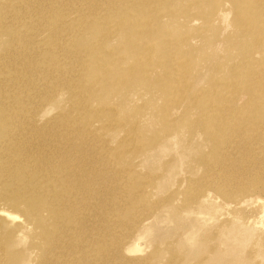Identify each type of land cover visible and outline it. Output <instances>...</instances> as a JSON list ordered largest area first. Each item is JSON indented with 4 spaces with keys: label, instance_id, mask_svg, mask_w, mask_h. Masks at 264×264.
Listing matches in <instances>:
<instances>
[{
    "label": "bare ground",
    "instance_id": "bare-ground-1",
    "mask_svg": "<svg viewBox=\"0 0 264 264\" xmlns=\"http://www.w3.org/2000/svg\"><path fill=\"white\" fill-rule=\"evenodd\" d=\"M38 1L0 0V264H19L22 256H27V264H156L155 247L136 257L143 251L140 243L148 230L132 229L125 238H118L107 254L96 239L91 244L73 243L77 231L73 222L82 219L84 215L78 213L91 208L97 194H93L87 170L78 165L81 161H69L65 149L70 155L73 150L80 154L70 141L71 133L77 132L81 143L89 135L107 150L105 133L93 134L97 125L125 131L122 146L126 149H139L134 144L138 139L157 141L159 136H144L136 127L142 121L141 112L137 119H133L135 115L123 117L130 104L126 99L113 106L110 99L120 92L136 94L137 99L131 102L134 107L138 105L134 111L161 109L162 125L169 130V137H164L168 144H178L180 135L176 132L183 116L176 113L172 117L171 111L182 107L185 115L186 110L198 108L196 102L205 97L201 89L193 90L191 52L184 49L186 44L193 48L192 39L182 31L193 24L195 34L200 32L215 11L207 10L208 0H183L184 5L189 2L187 12H178L181 5L173 7L179 0H48L44 5ZM224 1L239 13V23L255 33L253 39L258 46L264 33L259 0H216ZM194 12L208 13L196 17ZM164 16L171 25L179 23L182 29L178 34L171 35L163 28ZM42 43L47 51L41 58L37 45ZM235 70L251 74V78L237 85L216 82L208 89L211 101L204 100L210 104L196 114L197 123L211 132V152L198 161L205 169L202 182L188 189L193 182L185 178L186 189L180 183L182 188H177L173 196L159 198L147 209L159 212L161 205L171 207L175 203L181 212H192L186 219L188 234L182 239L183 244L190 245L189 255L197 250L196 238L207 223L203 219L210 210L207 201H211V195L205 192L211 182L217 185L229 170L242 175L238 179L240 187L235 188L232 181L222 193V201L227 204L242 196L252 201L259 188L264 191V158L259 156L260 151L264 154V54L260 48L242 54L230 71ZM247 83L251 88H242ZM216 87H220V98L224 97L222 103H213ZM61 93L71 108L50 115L52 103ZM145 94H151L153 100L139 97ZM157 101H163V106ZM75 112L83 116L81 127H75ZM157 143L163 144L161 136ZM120 171L128 174L126 169ZM130 185L132 203L147 204L148 190L139 183ZM202 191L205 194L201 195ZM255 201L264 207L263 199ZM2 205L23 217L12 230L3 231L8 220L16 216ZM152 218L140 221V228ZM228 229L244 233L227 234ZM221 234L216 236L218 249L226 248L230 253L234 251L233 242H246L253 231L237 224L224 228ZM11 248L16 250L10 252ZM242 254L234 252L235 257ZM250 255H264V248ZM77 256L82 263L72 262Z\"/></svg>",
    "mask_w": 264,
    "mask_h": 264
},
{
    "label": "rangeland",
    "instance_id": "rangeland-1",
    "mask_svg": "<svg viewBox=\"0 0 264 264\" xmlns=\"http://www.w3.org/2000/svg\"><path fill=\"white\" fill-rule=\"evenodd\" d=\"M47 1L41 0L38 3L44 5ZM91 1L89 0V2ZM184 3L183 0H179V2L174 3L173 7L176 9L177 6L181 5L182 7L178 12H187L189 6L186 5L189 2H186L185 5ZM262 3L263 1L259 0L257 5H259L261 14H264V5ZM232 9L233 6L228 1L217 3L216 0H208L207 10L210 12L211 10L215 11L211 12V22L196 34L193 24H188L182 31L183 35L192 39L191 45L193 48H190L186 44L184 49L191 52L189 68L193 76L192 79L190 78L193 90L201 89L200 93L205 97L202 101L196 102V107L198 108L186 110L189 114L183 115L185 109H182V107L171 111L172 117H176V113L183 116V124L176 125L178 126L176 134L180 135L177 139L178 144H174L173 142L168 144L166 140V137H169V130L167 131V128L165 129L162 125V110L152 107V109L148 108L146 111H134L138 105L134 107V104H131V102L137 99V96H135L136 94H130L131 92H128L126 95H123L121 92L117 93L110 99V102L113 106L123 99H126L127 103H130L127 109H124L123 117L135 115L133 119H137L139 112H141L142 121L140 124H136V127L142 131L144 136L151 138L159 136L156 142L149 143L138 139L134 144L135 146H139V149L136 147L126 149L125 146H122V137L125 135V131L118 129L119 127L112 129L97 125L93 128V134L105 133L104 140L108 142L107 150H105L106 147L102 148L91 136L88 135L83 144L77 132L71 133V144H74L80 150V154L73 150L71 152L73 155H70L69 150L65 149L68 151L69 156L67 157L72 162L81 161V164L78 163V165L87 170L86 173L88 179L91 180L93 194H97L95 200L92 202V207L78 213V215L85 216L84 220L83 216L81 220L78 218V221L73 222V226L77 228L73 241L74 244H91L96 239V243L98 242L100 246H104H101L103 254H107L111 252L110 250L118 238H125L130 231L135 229L138 231L148 230L145 239L140 243L143 251L137 254L136 257H143L150 249L155 247L157 250L156 264H264V255H250L255 252L258 253L264 248V207L255 201L256 198L264 200V191L260 190L262 188H259L255 194L257 195L256 198L252 199V201H248L244 196L237 198L229 204L222 201V193L229 188L232 181L235 188L240 187L238 179L242 175L236 170H229L220 181H216L217 185L211 182V188L207 186V189H210L205 193H210L211 195V201H207L208 204H211L209 206L210 210L204 215L206 219H203V222L207 223L204 224L205 228L200 231V234L196 238L198 243L197 250L192 253L190 252V255L188 254L190 245L183 244L182 239H185L188 234L187 231L190 225L186 219L192 212H181L179 206L175 203H172L171 207H168L167 204L161 205L159 212L152 213L150 210H147L149 209L148 205L155 204L159 198L173 196L177 188H180V183H184L183 188H181L186 189L185 178L189 182H193L188 185V189L202 182V175L205 169L198 161L201 157L211 152V132L204 130L203 126L197 123L196 114L201 111L200 109L204 108L206 103L210 104L204 101H211V96H208L211 94V91L208 92V89L212 88L216 82L232 81L237 85L245 79H250L251 74L245 75L240 70H235L232 73L230 70L241 59L242 54L249 50L253 52L255 49L260 48L261 53L264 54V33L258 46L255 45L253 39V34L255 33L251 32L250 28L239 23V13L233 12ZM84 13L88 14V12ZM194 13L196 17H203V14L208 12ZM197 22L200 23V21ZM161 24L166 31L173 33L171 35L178 34V31L182 29L179 23L171 25L170 20L166 16L162 18ZM114 42L116 43L115 40ZM45 47L43 43L37 45L41 58L47 51ZM261 57L262 55L257 59ZM245 76L248 77L246 78ZM251 85L247 83L242 88L249 89ZM216 88L217 90H214L213 98L215 102L213 103H222V98L224 97L220 98V87ZM139 97L145 101L148 100L147 102L153 100L151 94ZM156 104L162 107L163 101H157ZM52 106L50 115L59 113L64 108L69 110L71 103L67 101L66 95L61 93L59 97L55 98ZM82 119L83 116L76 113L74 120L77 121V124L75 127L78 125L81 127V123L79 124V122ZM160 136L163 139L164 145L157 143ZM161 147H166V150H160ZM262 153L260 151L259 156L264 158V154ZM113 164L117 166L114 169L112 167ZM118 169H126L128 174L123 175L122 171ZM132 183H139L144 189L148 190L146 191L149 194L146 198L147 204L142 202L134 205L132 203L133 199H130L131 197L128 192ZM203 193L204 191L200 192L201 195ZM182 196L180 194L179 197L182 198ZM218 199H221V202L214 203ZM3 207L9 213L16 216L15 219H9V224L5 225L3 229V231L12 230V227L21 222L23 217L19 216L13 209L6 206ZM92 214L95 215L96 221L90 219L92 217L90 215ZM165 215L167 216L166 220L161 221ZM148 216H153V218L148 223L147 221L143 222L141 225L144 227L140 228V221H144ZM94 217H92L93 220ZM94 223L95 225H93ZM115 224L118 225L116 226ZM220 224H224L225 226L219 227ZM237 224L245 225L253 231L249 240L246 242H233L231 249L234 251L230 253L226 251V248L218 249L219 240H216V236L222 235L221 233L224 228L237 226ZM231 230L228 229L227 234L244 233L242 230H234L233 232ZM27 241L29 242L30 238ZM147 242L151 243V245H147ZM15 250L11 248L10 252H14ZM234 252H242L243 254L235 257ZM26 259L27 256L19 257V264H27ZM234 259L235 263H232ZM37 261H40L39 256ZM72 262L82 263L83 260L77 256Z\"/></svg>",
    "mask_w": 264,
    "mask_h": 264
}]
</instances>
